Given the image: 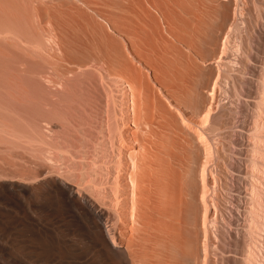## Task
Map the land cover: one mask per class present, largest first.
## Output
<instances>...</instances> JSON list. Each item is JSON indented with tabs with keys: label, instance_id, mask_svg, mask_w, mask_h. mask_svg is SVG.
Segmentation results:
<instances>
[{
	"label": "rangeland",
	"instance_id": "1",
	"mask_svg": "<svg viewBox=\"0 0 264 264\" xmlns=\"http://www.w3.org/2000/svg\"><path fill=\"white\" fill-rule=\"evenodd\" d=\"M146 1L0 0V181L34 182L43 173L48 177L55 168L50 158H55L69 169L71 181L70 174H83L93 184H107L112 178L107 166L119 162L109 127L135 115L139 89L144 115L152 121L144 132L159 133L138 135L141 142L169 149L174 156L168 160L181 171L190 169L183 172H189L190 182L188 240L198 244L200 256L204 238L199 227L206 216L202 180L212 179L219 163V186L206 190L212 206L209 224L220 234L219 240L208 242L212 264H242L244 217L239 218V207L246 198L238 191L247 188L246 155L264 69V0H207L212 11L199 33L186 27L190 22L183 10L189 0ZM162 8L170 20L160 14ZM158 16L159 23L166 21L160 23L163 27ZM224 44L233 52L222 55ZM222 56L230 62L225 60L223 67L217 62ZM122 64L128 74L122 73ZM127 84L131 92L125 90ZM195 130L198 144H193ZM37 194L28 205L0 199V232L10 241L11 252L25 261L36 254L48 256L47 235L38 227H79L62 204L53 208ZM34 217L45 225H36Z\"/></svg>",
	"mask_w": 264,
	"mask_h": 264
},
{
	"label": "bare ground",
	"instance_id": "2",
	"mask_svg": "<svg viewBox=\"0 0 264 264\" xmlns=\"http://www.w3.org/2000/svg\"><path fill=\"white\" fill-rule=\"evenodd\" d=\"M148 1L152 3V1ZM148 1L146 2L148 3ZM166 2L168 3L167 0ZM185 2L187 1L185 0ZM156 3L159 5L158 2L154 4L156 5ZM188 3V9L183 11L184 17H186L184 19H187V22H190V24L183 23L187 25L188 31L199 33L197 31L200 30L201 25L207 23L206 19L210 16L212 6L210 7L207 0H189ZM165 4L164 8L166 9L167 6ZM186 6L184 5L181 9H185ZM151 9L149 7L150 12L152 11ZM165 9L162 8L160 14ZM167 11L169 12V10ZM199 12L202 15H199ZM149 14H147L148 18H150ZM151 15L154 16L153 11ZM162 15L164 16V14ZM153 16L150 20L153 19ZM164 17H168L167 19H169L167 15ZM157 19L159 23V16ZM164 22L166 23V21ZM156 23H154L155 26L158 25ZM160 25L159 27H163ZM166 26L169 29L167 31L171 34L173 29L170 31V25ZM156 29H158V26ZM159 31L155 32V34ZM161 32L163 33V30ZM162 42H165L163 45L166 46V41L164 40ZM228 48L224 44L221 54L223 55L225 52L232 50ZM238 51L239 49L234 52ZM227 59L222 56L217 62L223 67V63ZM122 73H129L127 65L125 64H122ZM135 85L137 89L138 85ZM126 87L125 90L131 92L128 84ZM258 89L259 96L254 108L252 133L248 141L250 152L248 151L249 154L246 155L248 162L245 172L247 188L238 191L240 197L243 195L246 198L244 205L241 204L239 207V209L243 208V212H239V218L244 217L243 223L241 224V232L245 239L244 255L241 259L242 264H264L263 240L260 239V237L263 238L261 234L264 233V187H261L260 180L263 177L260 174H264V69ZM137 90L136 97L138 104L135 115L131 118L126 116V118L117 119L115 124H109L112 137L118 143L119 162L114 167L107 166L109 168L108 174L110 176L112 175V178L108 179L109 182L107 184H93L92 178L90 179L83 174L79 176L70 174V178L73 180L71 181L67 176L69 169L55 158L53 160L50 158L55 168L53 167L54 169L48 171V177H45L43 173L44 175L42 174L34 182L7 179L0 181V199L11 198L21 204L28 205L29 200H34V198L38 197L39 195L37 193L40 191L43 202L49 203L51 207L56 209L59 207V204H62L74 220L73 222L79 226L63 227L65 229L64 231H61L59 227H54L52 224L50 225L51 227H38L39 230L47 235V244L50 247L49 253L47 257L44 256L43 258L42 254H36L30 261L16 257L11 252L9 246L10 241L0 232V264H199V262L200 264H212L213 260L211 255L214 252H211L212 246L209 244V241L211 238H215V241L219 240H216V237L220 234L217 235V227L210 226L209 219L212 214V206H210L211 204L207 200L206 190L210 189L214 191L216 189L215 186L218 185L215 174L219 163H216L217 165L214 163L216 168L214 170L212 169V179L203 177L202 180L201 175L203 185V202L201 206L206 216L202 214L204 216L202 217V226L199 227L200 234L204 238L203 248L200 250L199 256L197 254L198 244L188 240L186 233L189 232V227H185V218L190 205V194L188 191L190 186L188 177L190 169L188 170L186 167L187 169L184 171L189 172L188 174L185 172V175H183L184 171H181V167L167 159L168 157L173 158L174 156L172 151H169V149L166 150L165 146L167 147V145L163 147L166 151L159 148H147V146L143 145L138 135H154L159 133L152 130L144 132L147 127L151 129L150 125L152 121L144 115L141 104L142 94L139 89ZM115 114L117 115V112ZM178 118L181 122L184 121V118ZM48 125L46 123V126ZM148 135H145V137L147 138ZM197 136H199V130L193 132V144H198ZM164 141L171 142L172 138L171 141ZM199 144L202 146V143ZM149 146H151L150 143ZM56 150L52 152L57 153ZM65 154L68 153L66 152ZM215 154L216 152H214V156ZM240 155H243V153ZM46 160L48 161L49 159ZM217 201V195L215 193L213 203L216 208L218 207ZM32 221L38 226L45 225L41 218L34 217ZM240 236L242 237V235Z\"/></svg>",
	"mask_w": 264,
	"mask_h": 264
}]
</instances>
